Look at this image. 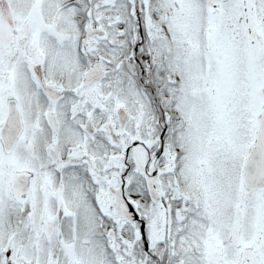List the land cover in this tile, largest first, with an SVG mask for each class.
I'll list each match as a JSON object with an SVG mask.
<instances>
[{
    "label": "snow or ice",
    "instance_id": "1",
    "mask_svg": "<svg viewBox=\"0 0 264 264\" xmlns=\"http://www.w3.org/2000/svg\"><path fill=\"white\" fill-rule=\"evenodd\" d=\"M0 264H264V0H0Z\"/></svg>",
    "mask_w": 264,
    "mask_h": 264
}]
</instances>
